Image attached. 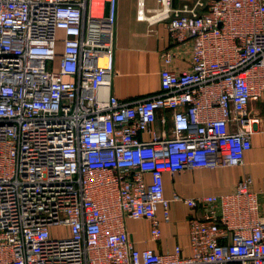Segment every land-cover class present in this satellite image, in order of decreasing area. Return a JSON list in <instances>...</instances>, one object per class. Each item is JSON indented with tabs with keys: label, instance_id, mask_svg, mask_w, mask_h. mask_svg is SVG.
Instances as JSON below:
<instances>
[{
	"label": "built area",
	"instance_id": "built-area-1",
	"mask_svg": "<svg viewBox=\"0 0 264 264\" xmlns=\"http://www.w3.org/2000/svg\"><path fill=\"white\" fill-rule=\"evenodd\" d=\"M156 4L136 0V19L166 23L160 88L121 101L110 91L116 0H0V264H264L248 174L226 194L174 195L197 211L189 256L136 248L125 229L145 219L160 235L163 173L243 165L246 107L264 90V0H210L200 13L202 0ZM159 111L170 135L152 129Z\"/></svg>",
	"mask_w": 264,
	"mask_h": 264
},
{
	"label": "crops",
	"instance_id": "crops-1",
	"mask_svg": "<svg viewBox=\"0 0 264 264\" xmlns=\"http://www.w3.org/2000/svg\"><path fill=\"white\" fill-rule=\"evenodd\" d=\"M195 1L173 0V6L182 7L187 4L193 7ZM209 2L210 0H202L203 6H196V11H204ZM156 5V0H144L145 9H153ZM169 48L171 42L165 22L149 24L147 21L137 20L136 0H116L111 93L121 101H131L157 92L160 88L161 54ZM173 62V66L178 69L188 67V59L185 56ZM160 117H165L164 125L161 124ZM245 118L244 129L249 131L250 148L245 152L243 165L185 169L173 175L163 173L164 197L169 200V220H163L162 208L159 206L156 218L160 235L153 238L150 234V221L126 218L125 229L136 248H151L157 253H164L179 245L181 255L189 256L188 219L196 215L197 211L182 201L175 200L174 195L194 198L226 194L233 191L237 182L246 174L251 177V189L257 193L260 211L264 212V90L251 97ZM152 129L157 134L170 135L168 111L157 113ZM138 137L146 141L150 135L139 133ZM178 203L184 208V213L180 216L176 210Z\"/></svg>",
	"mask_w": 264,
	"mask_h": 264
},
{
	"label": "rangeland",
	"instance_id": "rangeland-1",
	"mask_svg": "<svg viewBox=\"0 0 264 264\" xmlns=\"http://www.w3.org/2000/svg\"><path fill=\"white\" fill-rule=\"evenodd\" d=\"M46 69L47 70H52V69H55V64L51 63V62H48L46 64ZM177 213L180 215H182L184 213V208L182 207V205H180L179 203L177 204ZM57 235L58 237H61V236H64L66 235L64 232H63V229L61 228H57Z\"/></svg>",
	"mask_w": 264,
	"mask_h": 264
}]
</instances>
